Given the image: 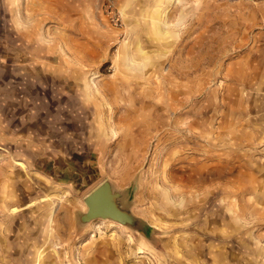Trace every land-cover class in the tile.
<instances>
[{
	"label": "rangeland",
	"instance_id": "obj_1",
	"mask_svg": "<svg viewBox=\"0 0 264 264\" xmlns=\"http://www.w3.org/2000/svg\"><path fill=\"white\" fill-rule=\"evenodd\" d=\"M37 1L0 0V264H264V0ZM105 181L139 230L79 222Z\"/></svg>",
	"mask_w": 264,
	"mask_h": 264
},
{
	"label": "water",
	"instance_id": "obj_2",
	"mask_svg": "<svg viewBox=\"0 0 264 264\" xmlns=\"http://www.w3.org/2000/svg\"><path fill=\"white\" fill-rule=\"evenodd\" d=\"M84 203L87 210L79 217L82 225L101 219L139 230L140 221L130 208L125 207L123 194L115 190L110 181L103 182L88 194Z\"/></svg>",
	"mask_w": 264,
	"mask_h": 264
},
{
	"label": "crops",
	"instance_id": "obj_3",
	"mask_svg": "<svg viewBox=\"0 0 264 264\" xmlns=\"http://www.w3.org/2000/svg\"><path fill=\"white\" fill-rule=\"evenodd\" d=\"M38 3V7L41 8L42 13L44 16H48L50 18H52V20L54 21H58L60 19V17L62 16V0H39L37 1ZM251 63V69H250V74H252L253 72V65H254V60L250 61ZM249 72L247 71V74ZM243 76L241 75V78ZM245 80L246 82L249 81V79L247 78L248 76H245ZM239 81V79L237 80ZM242 82V81H240ZM241 86H246L248 85V83L245 85L243 83L240 84Z\"/></svg>",
	"mask_w": 264,
	"mask_h": 264
}]
</instances>
